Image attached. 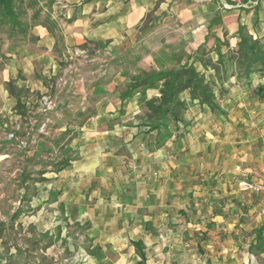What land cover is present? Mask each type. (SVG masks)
Returning <instances> with one entry per match:
<instances>
[{
	"label": "crops",
	"instance_id": "obj_1",
	"mask_svg": "<svg viewBox=\"0 0 264 264\" xmlns=\"http://www.w3.org/2000/svg\"><path fill=\"white\" fill-rule=\"evenodd\" d=\"M43 1L23 0L21 26H0L6 36L0 40V100L8 105L11 100L13 107L15 88L25 86L12 81L22 70L33 74L34 60H53L73 44L110 40L117 27L138 28L149 15L163 17L152 35L162 34L157 48L138 58L139 65H148L136 75L149 67L192 63L199 47L211 49L217 60L215 49L222 55L236 49L241 27L264 45V0H226L229 9H223L225 0H56L53 9L41 8ZM116 42L108 44L109 53L126 51L124 38ZM178 49L186 52L180 61L184 53ZM192 64L200 71L201 64ZM229 65L224 72L201 70L212 82L214 108L189 99L167 131L149 129L134 117L81 124L72 147L76 155L56 170L54 184L40 189L32 225L46 245L34 252L18 246L5 250L0 234V264H239V256L245 264L250 252L262 253L264 197L243 190L240 182L264 183V71L242 75ZM129 78L119 83L123 90ZM92 90L108 96L110 89L94 85ZM122 91L118 105L135 114L132 96L140 92L121 101ZM148 94L159 96L158 89ZM181 98L187 100L186 92ZM213 115L218 124L210 120ZM226 122L230 131L223 130ZM257 207L259 213L252 215ZM253 220L245 231L242 225ZM30 255L41 260L32 262Z\"/></svg>",
	"mask_w": 264,
	"mask_h": 264
},
{
	"label": "rangeland",
	"instance_id": "obj_2",
	"mask_svg": "<svg viewBox=\"0 0 264 264\" xmlns=\"http://www.w3.org/2000/svg\"><path fill=\"white\" fill-rule=\"evenodd\" d=\"M56 2V0H44L40 3V7L53 9V7L59 6L55 4ZM224 4L226 5H222L223 9L231 7V4L226 0ZM23 18L25 15L22 14L19 17L20 21ZM162 18L157 14L149 15L138 28L122 31L120 27H117L116 31H112L113 38L110 40L86 41L82 43L85 47H76L75 44L68 46L69 48L64 51H57L53 60L47 61L45 58L43 62L34 60L33 74L31 72L22 74V70V73L19 72L13 79V86H25L22 88V103L25 110L20 109L16 104L13 107L11 100L9 105L7 100L5 103L0 100V103L4 105H0V221L5 229L2 231L4 234L1 233L5 250L13 246L16 248L17 246L28 247L34 250L46 245L47 239L40 237L41 233L32 225L39 214L37 203L40 189L44 187L43 185L55 183L57 162H61L62 159L69 160L76 155L75 149L72 147L74 146L73 142H77L82 132L79 128L81 124L85 125L91 119L107 123L116 120L130 121L132 117L137 121L145 122V124L158 122L150 117V112L145 105L146 101L157 98L151 94L147 95V91H152L154 88L139 89L140 94L132 96L135 99L132 100L138 108L135 114H132L127 108H120L117 96L124 89L122 84L127 77L136 75V71L141 70V66L148 65L144 62L139 65L141 61L138 58L149 56L150 52L157 48V40L162 33L158 32L154 36L152 34L153 31H160L155 29L159 27ZM175 18L173 17L169 22L175 23ZM3 35L0 34L2 42L6 41V36ZM120 38L125 39L128 46L126 51L119 49L115 53H109L108 44L114 41V45H119L116 41H119ZM124 51L125 54L120 57L119 52ZM190 51L191 48L187 47V56L191 53ZM210 51L211 49H207V47H199L197 52L192 54L193 62H196L197 65H202L201 58L208 59L210 62L207 68L202 65L200 71L197 70L199 73L201 70L221 72V70L215 71L211 68L210 64H215L216 60L212 59ZM182 52L184 54L179 55L178 61L186 56L184 49L178 51V53ZM226 56L223 55L224 58ZM3 62L0 57V65ZM186 63L189 64V61ZM228 63L227 61L225 64L226 70L231 68ZM183 65L172 66L170 69L175 70ZM149 68L151 69L146 72L164 70V68ZM121 71L122 75H118ZM128 73L129 75H127ZM113 77H116L115 80ZM120 82L122 84H119ZM117 83L118 86L114 88ZM94 85H99L102 89H110L107 91L108 96L94 94L92 92ZM186 94L185 107L189 104L188 100H191L189 93ZM232 116L229 114V117ZM212 117L210 120L218 124L217 117L214 115ZM223 126V130H231L229 122ZM11 132H14V138H9ZM250 194V192L244 193L246 202H249ZM251 211L252 215H257L259 208H255V211L251 209ZM12 218H15V221ZM256 221L253 220L252 225L243 224L242 227L248 231ZM63 227L69 232L74 231L72 224H66ZM56 230L52 229L53 235ZM55 248L58 247L54 245L53 249ZM49 249L52 248L49 247ZM259 251L250 252L245 264H264V251L262 253ZM35 257L41 260L40 256H29L32 262L35 261ZM42 257L45 262L49 261L50 256ZM242 260L243 256H239L238 263L240 261L243 264Z\"/></svg>",
	"mask_w": 264,
	"mask_h": 264
},
{
	"label": "trees",
	"instance_id": "obj_3",
	"mask_svg": "<svg viewBox=\"0 0 264 264\" xmlns=\"http://www.w3.org/2000/svg\"><path fill=\"white\" fill-rule=\"evenodd\" d=\"M23 1V0H22ZM21 0H0V26L10 24L14 27L21 26L19 17L23 14V3ZM21 3V4H20ZM215 51L218 59L215 64H210L215 71H225V64L228 61L233 65L236 72L242 75H248L254 71H264V45L258 39L249 36L243 27L239 29V41L236 49L230 50L224 58L220 50ZM202 65L207 68L208 59H200ZM218 69V70H217ZM10 91L13 92L12 85L9 82ZM158 89L159 96L155 99L146 101L145 105L150 112V117L158 121L148 124L149 129H159L163 127L168 130L170 121L180 120L183 110H185V101L181 98L183 93H189L191 100H198L214 108V95L212 85L209 84L203 74L197 71L192 63H187L178 69L170 70H151L142 71L129 78L125 90L120 93L121 101L131 97L137 90ZM16 105L25 110L22 103V88H15ZM167 121L166 123H164ZM56 170L63 168L67 164V159L57 162ZM4 225L0 222V234L4 231Z\"/></svg>",
	"mask_w": 264,
	"mask_h": 264
},
{
	"label": "built area",
	"instance_id": "obj_4",
	"mask_svg": "<svg viewBox=\"0 0 264 264\" xmlns=\"http://www.w3.org/2000/svg\"><path fill=\"white\" fill-rule=\"evenodd\" d=\"M226 5V4H223ZM14 132H11L9 134V138H14ZM240 186L243 188V190H250V191H254V192H260L262 193L263 197H264V183L261 184H256L254 182H249V181H245L242 180L240 182Z\"/></svg>",
	"mask_w": 264,
	"mask_h": 264
}]
</instances>
